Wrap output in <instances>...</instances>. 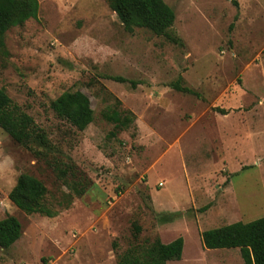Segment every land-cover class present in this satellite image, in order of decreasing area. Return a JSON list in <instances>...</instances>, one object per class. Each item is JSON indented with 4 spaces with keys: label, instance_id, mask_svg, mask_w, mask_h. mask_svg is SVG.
<instances>
[{
    "label": "rangeland",
    "instance_id": "1",
    "mask_svg": "<svg viewBox=\"0 0 264 264\" xmlns=\"http://www.w3.org/2000/svg\"><path fill=\"white\" fill-rule=\"evenodd\" d=\"M236 1L165 0L177 41L128 32L107 0H39L37 18L7 31L0 87L49 144L22 146L0 127V219L22 224L0 264H117L130 245L179 236L182 258L167 264H244L239 248L201 239L264 216V0ZM179 77L201 95L173 88ZM68 90L91 100L85 130L51 107ZM66 163L92 181L82 196ZM21 173L44 182L56 216L10 201Z\"/></svg>",
    "mask_w": 264,
    "mask_h": 264
},
{
    "label": "trees",
    "instance_id": "2",
    "mask_svg": "<svg viewBox=\"0 0 264 264\" xmlns=\"http://www.w3.org/2000/svg\"><path fill=\"white\" fill-rule=\"evenodd\" d=\"M111 9L123 23L125 30L133 32L136 28H146L157 35H167L170 40L179 38L168 31L174 24V9L165 0H107ZM237 4L236 0H232ZM39 0H0V52L5 47L7 31L39 15ZM117 81H126L115 76ZM136 86L135 82H132ZM176 90L193 93L199 92L182 85L179 77L171 83ZM55 114L68 121L78 130H85L94 120V109L90 98L81 90H68L61 93L51 103ZM0 127L14 141L28 146L37 141L48 146L47 136L34 128L32 117L14 103L6 91L0 87ZM119 129V126L115 127ZM113 136L116 132L112 131ZM58 171L66 186L76 196H82L92 185L90 178L73 163L62 164ZM48 190L44 182L29 173H21L9 192L10 201L27 214L39 213L56 216L58 211L50 208L45 198ZM137 233L140 226L135 225ZM22 235L21 221L14 215L0 219V247L9 248ZM202 244L208 249L239 248L244 264H264V216L251 221H236L201 232ZM113 247L118 249L116 241ZM184 238L182 236L170 242H163L157 237L148 246L133 244L118 254L117 264H167L170 260H180L183 255Z\"/></svg>",
    "mask_w": 264,
    "mask_h": 264
}]
</instances>
